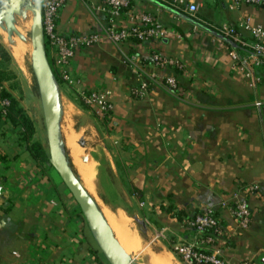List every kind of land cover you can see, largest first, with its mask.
Returning <instances> with one entry per match:
<instances>
[{"label":"crops","instance_id":"1","mask_svg":"<svg viewBox=\"0 0 264 264\" xmlns=\"http://www.w3.org/2000/svg\"><path fill=\"white\" fill-rule=\"evenodd\" d=\"M183 1L198 6L192 19L217 33L219 26L237 27L244 18L264 30V8L244 0L233 8L232 0ZM132 3L174 34L139 45L136 64L130 61L131 44L104 42L79 49L71 62L87 90L110 93L111 114L105 119L82 109L64 84H58V92L61 116L66 107L89 117L91 146L99 156L94 162L107 166L113 182H125L108 184L102 194L127 197L141 214L142 220L134 222H143L145 228L132 230L128 216L93 201L131 264H182L168 249V240L193 234L164 210L170 205L189 214L214 212L226 230L219 249L228 264H264V70L254 67V79L246 77L229 56L236 49L225 41L155 4ZM127 12L120 13L119 24L129 23ZM108 21L102 0H65L57 30L63 35L102 33ZM238 31L251 43L248 32ZM0 47V72L13 76L1 84L31 119L14 93L10 56L1 42ZM236 51L247 57L242 49ZM153 54L180 60L185 70L157 68ZM168 76L178 90L163 85ZM143 82L148 84L145 96L132 97L130 89ZM61 132L77 177L93 198L94 163L79 148L92 164L88 173L79 168L73 132ZM20 133L10 122L0 125V264H107L60 178L52 168L33 162ZM252 185L256 193L242 195ZM234 196H243L250 209L245 230L222 207ZM158 234L163 238L150 244Z\"/></svg>","mask_w":264,"mask_h":264},{"label":"built area","instance_id":"2","mask_svg":"<svg viewBox=\"0 0 264 264\" xmlns=\"http://www.w3.org/2000/svg\"><path fill=\"white\" fill-rule=\"evenodd\" d=\"M159 1L169 3V6L186 13L191 18H195L198 11L196 4L187 3L183 0ZM102 2L109 14L107 27L102 33L63 35L57 30V20L65 0H41L43 41L48 47L49 58L52 62L51 69L55 78L57 77L60 83L73 90L75 99L83 106L94 110L101 116L113 109L109 98L110 93L108 91H89L85 88L83 81L71 69V62L76 51L103 42L113 45L129 43L133 48L130 61L136 64L140 59L136 50L139 45L174 34L163 28L155 18L145 13L138 6H129V0H102ZM244 2L264 8V0H244ZM238 3V0H232L230 7H236ZM128 7L127 17L129 23L121 25L119 24L120 10ZM238 28L250 34L251 43H247L241 38ZM217 31L220 35L233 42L237 49H242L246 53L247 57L245 58L239 55L238 51H236L237 49L229 53L231 60L244 72L246 77H249L250 74V77L254 79V67L264 70V30L262 27L253 26L249 18H244L239 20L237 27L221 25L217 28ZM150 58L153 65L157 68L185 70V64L180 60L158 54H153ZM162 83L172 90H178L177 83L172 76L166 77ZM147 88V83H140L130 89V95L134 98H143ZM4 93L5 87L0 84V117L3 120H7L10 100L4 96ZM256 191V186H246L242 195L247 196L256 193ZM222 207H226L229 210L239 229L245 230L248 228L250 224V209L243 196H234L232 202L228 204L222 203ZM184 227L193 234L192 238H180L172 244V252L182 264H228L222 258L219 249V245L223 243L225 238L226 230L213 211L206 209L195 216L189 217L184 222ZM161 238L163 236L158 234L152 237L149 243H154Z\"/></svg>","mask_w":264,"mask_h":264},{"label":"water","instance_id":"3","mask_svg":"<svg viewBox=\"0 0 264 264\" xmlns=\"http://www.w3.org/2000/svg\"><path fill=\"white\" fill-rule=\"evenodd\" d=\"M25 1L26 0H0V29L6 32L8 42L11 41L14 35L18 38L21 37L15 29V17L21 15V10ZM145 1L175 14L190 25L220 38L233 49H237V46L233 42L213 31L207 25L181 14L158 0ZM30 10L33 14L30 34L32 49L31 70L42 108L47 152L49 156L48 166L56 172L71 198L76 203L107 264H131L125 252L116 241L102 213L82 187L78 177L70 166L65 149L60 144L61 107L59 102L58 82L46 56L43 41L41 0H33V5ZM79 146L85 148L83 140L79 142ZM137 223L142 228H145L143 222Z\"/></svg>","mask_w":264,"mask_h":264},{"label":"rangeland","instance_id":"4","mask_svg":"<svg viewBox=\"0 0 264 264\" xmlns=\"http://www.w3.org/2000/svg\"><path fill=\"white\" fill-rule=\"evenodd\" d=\"M32 5H33V0H26L21 10V15L19 17H15V29L21 37L18 38L17 36L14 35L11 41L19 40L23 45L24 49L17 51L16 54L9 52L7 48L8 40H7L6 32L2 31L1 29H0V42L4 46L5 51L7 52L5 54H8L10 56L11 68L15 73L13 84L15 85L16 90L14 93L21 100L23 106L25 107L26 111L29 113L31 117L34 127L33 140L39 141L47 151L46 133H45L42 108H41L38 91L36 88L35 79L31 70L32 49H31L30 34H31L33 14L30 8L32 7ZM20 21H23V27H20L19 25ZM48 58H49V54H48ZM14 59L21 65L22 68L19 69V66ZM63 109L64 110L60 121V144L65 149L67 158L72 166L74 173L77 176V173L75 172V169L72 165L69 152L67 148L64 146L63 133L61 132V128L63 129L67 128L73 132L72 135L77 141L76 145L78 146V148L82 150L84 156L90 158L94 163V182L92 186L93 198L92 197L91 198L96 203H99L100 205L103 204L112 213H122L128 216L130 219V225L132 227V230L139 231L141 227L139 226V224H136L134 220L136 218V220L139 221L142 220V218L135 204L133 202L131 203L127 197L119 196L118 193L115 195L116 197L109 196L107 194L108 198L102 194L103 192L102 188L106 191L105 186L107 187L108 184L124 185L125 182L123 180H120L118 182H113L110 178V174L108 172L107 166H103V165L100 166L94 162L96 159L99 158V156H97L98 152L97 151L94 152L91 146L92 141L89 133L90 129L88 128L89 117L84 118V116L82 115L72 112L70 113L66 109V107H64ZM88 109L90 110V108ZM82 140L85 143V148L79 147V142ZM110 201H116V202H110ZM115 203L116 205H120L125 210V213L117 211Z\"/></svg>","mask_w":264,"mask_h":264},{"label":"trees","instance_id":"5","mask_svg":"<svg viewBox=\"0 0 264 264\" xmlns=\"http://www.w3.org/2000/svg\"><path fill=\"white\" fill-rule=\"evenodd\" d=\"M132 4H133L132 0H129V6ZM125 9H129V7L121 9L120 13ZM131 41H133V40H131ZM44 46H45L46 56H47L48 62H49L50 67H51L52 62H51V59L48 58L47 44L45 43ZM0 52L4 53V49H2L1 47H0ZM5 55L7 56V54H5ZM12 77L13 76H11L10 73H6V72H4V70L1 71L0 72V84H1V81L8 80ZM56 80H57V77H56ZM57 82H58V84L60 83L58 80H57ZM4 96L9 98L10 108H9V114H8L7 120H3L0 117V125L2 123H4V121H7V122H10L13 127H19L21 129L20 142L23 143L25 150L29 153L33 162L37 166H40V167H49L48 166V161H49L48 152L45 150V148L43 147V145L39 141L33 140L34 127H33V123L31 121V119L24 112V110L19 106L18 102L15 99H13L6 92L4 93ZM78 102H79L78 100L74 99V103H76V105L80 106L82 109H88L87 107L83 106L80 102L79 103ZM111 112L112 111L103 115V117L106 119L111 114ZM70 166H71V164H70ZM162 209H164V208L162 207ZM164 210L174 220H176L179 223H183V224L187 219H189V217L199 214V211H196L193 214L186 213L183 210L176 209L173 205L168 206ZM79 212H80V210H79ZM183 236H185V235H183ZM173 240H174L173 238H169L168 244H167V247L171 252H172V245L171 244L174 243Z\"/></svg>","mask_w":264,"mask_h":264},{"label":"bare ground","instance_id":"6","mask_svg":"<svg viewBox=\"0 0 264 264\" xmlns=\"http://www.w3.org/2000/svg\"><path fill=\"white\" fill-rule=\"evenodd\" d=\"M20 27H23V21H20ZM3 31V30H2ZM3 33V32H2ZM8 40V38H7ZM7 48L9 49V51L13 54H16L17 51L19 50H23L24 47L23 45L21 44V42L18 40V41H10V42H7ZM74 152H76L75 154V157H76V160H77V166L79 168H83L85 172H89L90 171V164L89 161L87 162L86 159L88 158H84L82 155H80V152H79V148L77 145L74 146ZM82 153V152H81ZM90 159V158H89ZM91 162V161H90ZM92 165V164H91ZM92 167V166H91ZM91 173V172H90ZM89 195V194H88ZM92 199V198H91ZM93 200V199H92ZM94 202V201H93ZM95 203V202H94ZM96 204V203H95ZM97 206V205H96Z\"/></svg>","mask_w":264,"mask_h":264}]
</instances>
